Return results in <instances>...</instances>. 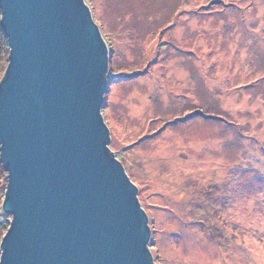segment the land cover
<instances>
[{"label": "rangeland", "instance_id": "1", "mask_svg": "<svg viewBox=\"0 0 264 264\" xmlns=\"http://www.w3.org/2000/svg\"><path fill=\"white\" fill-rule=\"evenodd\" d=\"M85 2L109 48V148L138 187L153 261L264 264V0Z\"/></svg>", "mask_w": 264, "mask_h": 264}, {"label": "water", "instance_id": "2", "mask_svg": "<svg viewBox=\"0 0 264 264\" xmlns=\"http://www.w3.org/2000/svg\"><path fill=\"white\" fill-rule=\"evenodd\" d=\"M0 144L13 215L0 264H157L138 187L109 148V48L85 0H0Z\"/></svg>", "mask_w": 264, "mask_h": 264}, {"label": "trees", "instance_id": "3", "mask_svg": "<svg viewBox=\"0 0 264 264\" xmlns=\"http://www.w3.org/2000/svg\"><path fill=\"white\" fill-rule=\"evenodd\" d=\"M2 19H3V14H2V11L0 8V65L5 64L9 61L8 56H9V52L11 50V48L9 46L8 36H6L4 26L2 25ZM5 77H6V73L1 77L0 82L3 79H5ZM6 213H4V211H3V213H2L3 219L2 220H7Z\"/></svg>", "mask_w": 264, "mask_h": 264}]
</instances>
